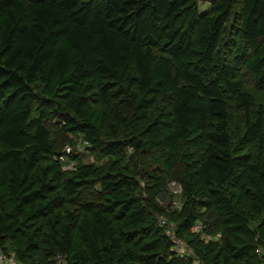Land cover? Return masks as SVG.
Masks as SVG:
<instances>
[{
	"label": "trees",
	"instance_id": "1",
	"mask_svg": "<svg viewBox=\"0 0 264 264\" xmlns=\"http://www.w3.org/2000/svg\"><path fill=\"white\" fill-rule=\"evenodd\" d=\"M248 76L264 88V0H0V248L23 264H264Z\"/></svg>",
	"mask_w": 264,
	"mask_h": 264
},
{
	"label": "rangeland",
	"instance_id": "2",
	"mask_svg": "<svg viewBox=\"0 0 264 264\" xmlns=\"http://www.w3.org/2000/svg\"><path fill=\"white\" fill-rule=\"evenodd\" d=\"M236 7L238 6V4L236 3L235 5ZM210 5L208 3H199L198 4V8L199 10H203L206 8H209ZM246 86L249 90H251L254 94V98L256 99L257 102H261L262 104H264V88L261 89H255L253 86V82L250 80V77H246ZM238 125L240 126V121L238 122ZM74 144L70 146L71 150L73 149L72 147H75L74 149L77 151H81L82 150V142L79 141V139H77V142H73ZM242 149L244 151H249L251 152V154H253L254 159H259L262 160L264 159V150L263 149H258L254 144L252 143H246L243 145ZM73 166V162H69L67 164H65V167H72ZM168 191L172 192L174 194H178V188L176 185H174L173 183L169 184L168 186ZM165 202H163L162 204H164ZM187 254H193L191 251H189ZM194 264H202L201 261H199V259H195Z\"/></svg>",
	"mask_w": 264,
	"mask_h": 264
},
{
	"label": "built area",
	"instance_id": "3",
	"mask_svg": "<svg viewBox=\"0 0 264 264\" xmlns=\"http://www.w3.org/2000/svg\"><path fill=\"white\" fill-rule=\"evenodd\" d=\"M70 151H71V148L67 145L65 147V152L68 153ZM60 159L61 161H65V158L63 155L60 156ZM174 205L178 206L177 203H174ZM158 221L161 226L167 225L165 217H163L162 215L158 216ZM193 230L194 231L200 230V226L198 224H195L193 226ZM166 233L170 235V237L172 238L173 247L178 253L182 254V253H188L190 251L186 244H184L181 240L174 237L173 232L169 228L166 230ZM255 252L260 257H264V251H262L260 248H256ZM0 264H23V263L17 260L13 254L7 253L3 251L2 248H0Z\"/></svg>",
	"mask_w": 264,
	"mask_h": 264
}]
</instances>
